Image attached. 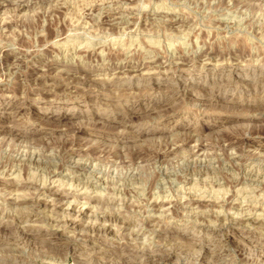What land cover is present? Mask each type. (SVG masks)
I'll return each mask as SVG.
<instances>
[{
    "label": "rangeland",
    "instance_id": "obj_1",
    "mask_svg": "<svg viewBox=\"0 0 264 264\" xmlns=\"http://www.w3.org/2000/svg\"><path fill=\"white\" fill-rule=\"evenodd\" d=\"M0 264H264V0H0Z\"/></svg>",
    "mask_w": 264,
    "mask_h": 264
},
{
    "label": "bare ground",
    "instance_id": "obj_2",
    "mask_svg": "<svg viewBox=\"0 0 264 264\" xmlns=\"http://www.w3.org/2000/svg\"><path fill=\"white\" fill-rule=\"evenodd\" d=\"M96 161V160H95ZM108 218V217H107ZM100 228V227H99Z\"/></svg>",
    "mask_w": 264,
    "mask_h": 264
}]
</instances>
